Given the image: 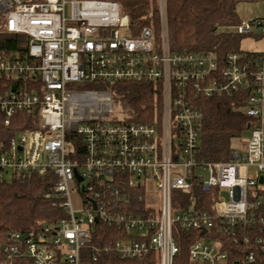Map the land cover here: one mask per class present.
<instances>
[{"label":"built area","instance_id":"2783aa9c","mask_svg":"<svg viewBox=\"0 0 264 264\" xmlns=\"http://www.w3.org/2000/svg\"><path fill=\"white\" fill-rule=\"evenodd\" d=\"M147 1V22L138 24L119 0H0V30L29 37L25 53L0 52V112L6 125L19 112L39 117L37 127L0 140V177L53 170L52 191L65 210L29 233L9 230L0 264H83L99 222L127 235L102 247L123 258L154 251L159 264H174L178 226L207 234L191 246V264H264V48L223 59L173 51L168 0ZM233 27L264 40V17ZM118 82L159 87L161 117L113 116L110 95L108 111L85 113L82 99L97 95L77 84ZM235 94L254 118L249 136L229 160L206 161L199 156L202 100ZM149 182L161 194L157 209L133 204L136 191L145 199ZM198 189L211 196L209 205L175 198Z\"/></svg>","mask_w":264,"mask_h":264},{"label":"trees","instance_id":"16d2710c","mask_svg":"<svg viewBox=\"0 0 264 264\" xmlns=\"http://www.w3.org/2000/svg\"><path fill=\"white\" fill-rule=\"evenodd\" d=\"M123 12L128 13L133 23L147 22V0H119ZM237 0H168V27L170 46L173 51H213L221 59L228 53L242 52L241 35L234 25L239 22L235 13ZM2 16L0 15V24ZM254 37L262 38V34ZM29 37L26 34H14L0 30V52H26ZM249 52V51H245ZM76 87L107 88L101 83H80ZM114 100L123 106L130 117L128 122H152L157 115L161 117L162 96L159 87L152 83L118 82L111 86ZM204 122L200 137L199 156L206 161L229 160L233 140L249 131L254 118L244 109V99L240 95L213 96L202 100ZM0 112V140H8L19 130L38 126L37 113L19 112L13 116L9 125L4 122ZM68 137L83 149L81 139L75 134ZM56 174L48 170L41 175L32 172L26 175L0 177V242L9 230L29 233L39 229L41 222L55 223L65 216V210L59 204V198L52 187ZM135 192L133 204L144 206L145 199L137 198ZM192 197L199 199V204L209 205L212 198L202 190L196 192H177L175 198L185 205L192 204ZM174 238L179 246L174 264H191L190 248L197 240L207 234L200 230H183L174 226ZM127 236V235H126ZM115 227L99 222L95 232L85 245L82 261L85 264H159L158 254L151 252L142 258H123L114 252L102 248L109 242L126 237ZM97 261H93V256Z\"/></svg>","mask_w":264,"mask_h":264},{"label":"rangeland","instance_id":"374dc122","mask_svg":"<svg viewBox=\"0 0 264 264\" xmlns=\"http://www.w3.org/2000/svg\"><path fill=\"white\" fill-rule=\"evenodd\" d=\"M235 13L240 20H249L256 16L264 17V0H237ZM264 48V40L253 36H243L240 41V49L244 51H261ZM79 91H93L97 99L86 97L81 102L85 107V113L91 112L96 109H101L102 114L109 110L110 105L106 104L105 97L112 96V115L118 118H128L130 115L123 108L122 105L114 100V92L112 87L107 88H84L76 87ZM96 108V109H95ZM249 131H245L242 137H248ZM233 145L239 144V138L234 139ZM207 174V173H206ZM8 179L11 178V173L6 174ZM145 202L147 206L155 207L156 209L161 206V194L152 182L147 183L145 190ZM83 212H78V215ZM60 264H70L63 262ZM85 264V263H83Z\"/></svg>","mask_w":264,"mask_h":264},{"label":"water","instance_id":"95a60500","mask_svg":"<svg viewBox=\"0 0 264 264\" xmlns=\"http://www.w3.org/2000/svg\"><path fill=\"white\" fill-rule=\"evenodd\" d=\"M78 178H79V180H82V177L81 176H78ZM262 180V179H261ZM25 237H26V235H25Z\"/></svg>","mask_w":264,"mask_h":264}]
</instances>
